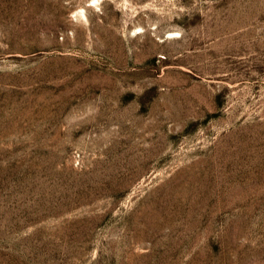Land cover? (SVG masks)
<instances>
[{"label":"rangeland","instance_id":"374dc122","mask_svg":"<svg viewBox=\"0 0 264 264\" xmlns=\"http://www.w3.org/2000/svg\"><path fill=\"white\" fill-rule=\"evenodd\" d=\"M0 264H264V0H0Z\"/></svg>","mask_w":264,"mask_h":264}]
</instances>
